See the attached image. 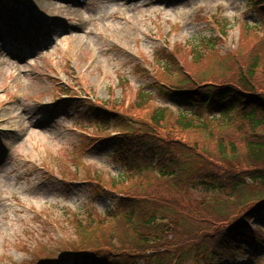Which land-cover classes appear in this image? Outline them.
Returning <instances> with one entry per match:
<instances>
[{"label":"rangeland","instance_id":"obj_1","mask_svg":"<svg viewBox=\"0 0 264 264\" xmlns=\"http://www.w3.org/2000/svg\"><path fill=\"white\" fill-rule=\"evenodd\" d=\"M24 1L30 9L25 11L27 17H31L33 9L41 11V16H33L29 24L26 18L24 26L32 31L38 28L37 37L41 38L37 47L26 54L9 46V40H18L19 32L14 28L22 14H14L11 30L5 21V9L17 5L16 2L6 0L0 5V28L6 32L0 36V264H39L55 255L64 259L53 264H81V256H77L82 254L74 253L71 247L84 243L83 247L89 248L97 244L79 236L81 231L76 228L73 215L75 207H92L101 214H93L91 222L87 215L78 217L86 227L85 236L108 243L121 242V250L134 243L132 237L140 235L137 238L141 241L149 238L150 244L140 248L143 254L138 264H203L195 246L182 245L188 240L182 238L185 225L179 211L182 208L186 217L193 211L202 213L217 228L221 223L216 221L222 220L226 210L233 206L215 212L208 202L217 198L232 205L240 192L230 193L228 198L206 189L196 178L210 172L226 175L224 172L231 167L206 156L205 146L200 150L197 145L204 143L205 136L199 130H171L170 121L165 125L167 129L163 127L157 132L133 126L129 121L128 127L123 128L116 119L109 123L105 116L93 113L92 106L112 108L133 121L148 122L154 111L168 102L161 95L152 94L147 110L133 112L132 100L140 86L154 84L158 88V83L168 84L174 75L177 81L184 74L193 76L198 84L225 79L242 85L240 79L247 77L253 63L264 60V26L254 6L246 0H139L132 5L126 4L128 0H90L85 8L74 11L62 8L57 0ZM43 12L49 17H44ZM211 19L218 22L215 29ZM224 21L229 22L227 26ZM202 38L211 40L205 46L209 52L197 64L189 43ZM165 46L168 59L161 58L158 52ZM170 59L176 61L177 67L173 66L174 71L168 73L165 64ZM207 70L218 75L208 79ZM229 70L232 75H227ZM121 78L124 82L119 84ZM261 82L256 76L254 87L264 92ZM95 116L104 124H97L92 119ZM210 126L216 137L229 139L233 135L223 133L217 121ZM131 131L134 140L150 142L158 150H174L173 157L180 160V166L187 168L188 161L191 170L167 182V177L143 169L145 165L140 167L136 163L130 169L123 166L124 158L115 153L118 140L111 139ZM230 131L235 133V129ZM236 133L242 141L241 134ZM184 145L186 153L181 151ZM194 150L196 155H192ZM125 170L126 176L122 178L126 182L114 177ZM112 178L118 180L114 187ZM90 182L97 187L102 184L110 191H91ZM162 196L164 201L169 200L157 214L156 222L161 226L158 232L152 231L147 237L149 232L142 230L143 226L127 228L130 218L125 216L131 206L136 202L156 204L154 199L163 202ZM108 211L111 217L103 214ZM260 220L256 217L249 223L248 228L256 234L261 233ZM214 228L204 229L213 233ZM203 233L202 230L194 234L195 239ZM205 244L200 248L203 255L207 253L203 249ZM212 248L219 252L215 245ZM154 252L160 253L152 256ZM219 255L204 264H264L263 246L232 257Z\"/></svg>","mask_w":264,"mask_h":264},{"label":"trees","instance_id":"obj_2","mask_svg":"<svg viewBox=\"0 0 264 264\" xmlns=\"http://www.w3.org/2000/svg\"><path fill=\"white\" fill-rule=\"evenodd\" d=\"M225 26H227V24ZM210 41L211 40L208 41L206 38H202L196 43H189L192 47V59L195 63L200 64L205 52H209V50L205 49V46ZM222 62L221 60L219 65H222ZM166 63L165 65L166 68L168 67V73L172 72L173 66L177 67L176 61L173 59H170V61ZM206 73H208L206 77L211 80L218 75L213 70H207ZM232 74L233 72L231 70L227 71V75ZM256 76L263 81L261 83L264 86L263 59L256 60L249 69L247 77L240 79L243 80L242 85H235L233 82L226 81L224 78V81L220 82L210 81L198 84L193 80L194 77L190 75L184 74L180 76V78H177V81L174 79V77H176L175 75L171 76L168 84L164 85L162 83V85H158V90L167 100H172L173 106H160L149 117L148 122L133 121L127 116L117 113L114 109L109 110V108H104L110 122L116 119L123 128L128 127L129 121L133 126L149 127L157 132L163 127L167 129L165 125L169 124L170 121L173 128L171 130H199L205 136L204 143L197 145L200 147V150L205 146L203 152L207 153L206 156L209 155L208 157L211 159L217 158V161H220L223 166L226 165V168L231 167L229 170L230 173L224 172L226 175L220 176L210 172L196 178V182H199L206 189L223 193L227 195L228 198L230 195L238 191L240 192V196L238 198L236 197L237 200L232 205L229 204V202L222 203L217 198L213 199V202H208V205L211 204L209 206H214L215 212H218V209L220 210L228 206H233V208H228L226 210V216L222 220L216 221L217 223H221L217 228L211 225L212 219L207 216H201L203 215L202 213L189 211V217H186L182 208H180L179 211L185 225L182 238L184 237L188 240V242L182 245L185 247L192 244L195 246L194 250L201 252L200 248H202V243L205 242L206 244L203 247V249L207 251V253L204 254L205 256L197 253L198 256H203L201 259H203L204 263L213 262L215 257L217 258L223 250L224 252L219 255L220 257L226 254H231L230 257H232L234 255L243 254L252 244L264 246V92H259L255 89ZM119 81V84L124 82L123 78ZM152 98L153 95L151 93L139 91L135 99L132 100L135 106H133L131 110L133 112L147 110ZM212 121H217L223 127V133L230 132L228 134L233 135L228 137L229 139H225L224 136L216 137L210 126ZM232 129H235V133L230 131ZM236 132L241 134L242 141L237 137ZM141 134L146 135L144 133ZM122 135H124L125 141H128L127 152L133 164L137 163L140 167L145 165L146 167L143 169H146L147 172H153L159 177H167L166 181L171 182V179L179 178L187 169L191 170L188 161L185 163L187 168L184 165L180 166L182 165L180 160L177 157H173L174 150H170L169 148L166 150H158V147L150 142L143 143L140 142L138 138L134 140L132 131L124 132ZM208 140L214 141L215 144L213 143L214 145H212L206 142ZM152 142L157 143L156 140H152ZM165 144L168 147L170 146L169 142ZM185 150L186 147L184 145L181 151L186 153ZM192 155H196L195 150L192 152ZM201 161L205 162L202 159ZM232 170L235 171L231 172ZM220 172L221 170L219 169L218 173ZM189 173L190 172L186 173L188 177ZM122 180L126 182V178H122ZM122 180L120 179L121 182ZM112 181L114 187L115 182L118 180L112 178ZM147 198H151V196ZM162 199L163 202H158L157 199H154L156 204H152L151 202L148 205H139L138 202H136L135 205L131 206L125 216L130 218L127 228L135 224L143 226L142 230L149 232L146 234L147 237L151 235L150 233H152V231L158 232L161 226L157 224L156 217L157 214H160L161 208L163 209L164 203L168 201L169 198L164 201V196H162ZM196 207L200 208L198 206ZM255 217L261 219L262 225L259 229L262 234H254L253 231L248 228L250 227V221ZM97 218L99 217H96V219ZM206 226L215 227L216 230L213 233H209L204 229ZM76 228L81 231L79 234L81 238L84 237L87 239V242L97 244L90 245L89 248L83 247L85 245L84 243L76 247L70 246L71 249L74 250V253L79 252V254L81 253L82 255L83 252L87 253L88 255H83L82 258L84 261H90L88 264H138L140 262L138 258L143 254L140 248L150 244L149 238L141 241L137 238L140 237V235H138L132 237V241H134L133 244L129 243L125 248L126 250H121V242L118 244L114 240H110L108 243L103 240L98 241L89 236H85L86 227L84 223H77ZM202 230L204 233L199 234V238L195 239L194 234H198V232ZM163 231L164 229L159 232L162 233ZM141 237L145 236L141 235ZM214 240H216V242L211 243ZM212 245H215L219 249V252H214ZM100 246H105L107 248L103 249L100 248ZM131 249H136L137 251L134 252L131 251ZM89 252L93 254H89ZM158 253L154 252L152 256ZM185 256H187V253L183 258Z\"/></svg>","mask_w":264,"mask_h":264}]
</instances>
